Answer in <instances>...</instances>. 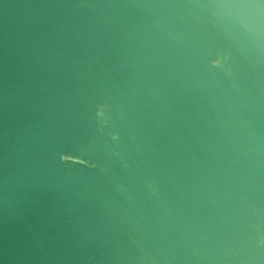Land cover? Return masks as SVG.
Masks as SVG:
<instances>
[{"label":"water","instance_id":"95a60500","mask_svg":"<svg viewBox=\"0 0 264 264\" xmlns=\"http://www.w3.org/2000/svg\"><path fill=\"white\" fill-rule=\"evenodd\" d=\"M212 0H0V264H264V18Z\"/></svg>","mask_w":264,"mask_h":264},{"label":"snow or ice","instance_id":"6c2138e0","mask_svg":"<svg viewBox=\"0 0 264 264\" xmlns=\"http://www.w3.org/2000/svg\"><path fill=\"white\" fill-rule=\"evenodd\" d=\"M210 6L219 9L236 10L234 18L238 19L245 27L249 25L241 15L242 13L257 20L264 18V0H212Z\"/></svg>","mask_w":264,"mask_h":264}]
</instances>
